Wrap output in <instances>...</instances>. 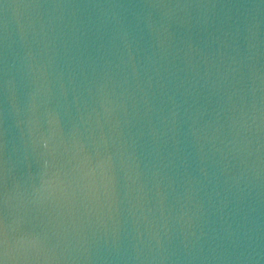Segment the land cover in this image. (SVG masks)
I'll use <instances>...</instances> for the list:
<instances>
[{"label":"water","instance_id":"water-1","mask_svg":"<svg viewBox=\"0 0 264 264\" xmlns=\"http://www.w3.org/2000/svg\"><path fill=\"white\" fill-rule=\"evenodd\" d=\"M0 264H264V0H0Z\"/></svg>","mask_w":264,"mask_h":264}]
</instances>
